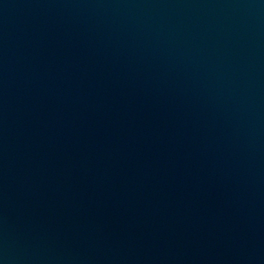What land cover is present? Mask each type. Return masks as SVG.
<instances>
[{
  "label": "water",
  "instance_id": "95a60500",
  "mask_svg": "<svg viewBox=\"0 0 264 264\" xmlns=\"http://www.w3.org/2000/svg\"><path fill=\"white\" fill-rule=\"evenodd\" d=\"M0 264H264V0H0Z\"/></svg>",
  "mask_w": 264,
  "mask_h": 264
}]
</instances>
